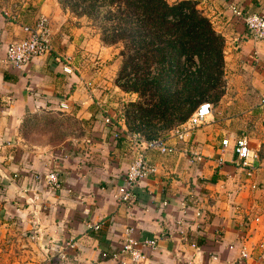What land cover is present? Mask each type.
I'll return each instance as SVG.
<instances>
[{"label":"crops","instance_id":"obj_1","mask_svg":"<svg viewBox=\"0 0 264 264\" xmlns=\"http://www.w3.org/2000/svg\"><path fill=\"white\" fill-rule=\"evenodd\" d=\"M188 1L224 37L222 98L208 122L180 143L182 148L199 145L204 160L190 164L184 152L149 151L158 172L133 187L130 202L114 197L140 151L129 124L115 120L102 105L98 97L103 99L105 91L98 93L64 70L67 63L56 36L47 54L22 68L8 63L7 45L23 37V24L39 14L28 22L22 13L15 19L0 9V264L45 263L64 247L66 264H123L101 253L120 250L127 226L140 239L158 240L156 250L145 249L146 264H229L241 244L255 257L264 252V40L248 36L244 19L230 8L263 12L264 0ZM42 113L58 115L65 123L30 131ZM106 116L115 125L107 124ZM238 137H246L259 153L252 176L238 163ZM226 138L229 143L223 146ZM52 171L61 188L48 185L45 178ZM185 197L190 198L191 230L197 207L207 215L199 253L178 232ZM232 242L238 245L234 250L228 248Z\"/></svg>","mask_w":264,"mask_h":264},{"label":"rangeland","instance_id":"obj_2","mask_svg":"<svg viewBox=\"0 0 264 264\" xmlns=\"http://www.w3.org/2000/svg\"><path fill=\"white\" fill-rule=\"evenodd\" d=\"M88 4L90 1L85 3ZM81 7L84 4L78 5V0H0V9L6 16L18 19L22 13L28 22L35 13L50 17L52 39L56 36L60 41L62 60L70 68L69 73L85 86L106 92L103 99H98L104 107L110 108L115 120L125 121L131 131L139 130L147 136L169 135L180 124L177 118L181 110L167 111L166 118L156 114L159 105L165 108L168 103L164 105L155 90L159 89V93L163 92L168 98L174 95L176 99L181 95L182 80L168 76L170 63L167 59L161 62L162 58H147L149 54L138 52L130 39L114 41L119 35L112 32L116 23L109 7L98 6L89 15L81 13ZM180 63L187 73L199 66V58H181ZM161 69L163 74H159ZM158 75L163 77L159 88L146 91L142 79L150 81ZM223 85L224 77L212 86H204V101H210L214 109L222 98ZM64 121L58 115L42 113L34 117L29 130L49 131Z\"/></svg>","mask_w":264,"mask_h":264},{"label":"built area","instance_id":"obj_3","mask_svg":"<svg viewBox=\"0 0 264 264\" xmlns=\"http://www.w3.org/2000/svg\"><path fill=\"white\" fill-rule=\"evenodd\" d=\"M234 15L244 19L247 29V35L251 38L263 41L264 40V11L255 13H245L240 7L231 5ZM24 36L12 41L6 48V61L16 68H22L28 64L34 57L43 56L50 52V41L52 37V27L50 17L46 14H40L32 23L23 24ZM66 72H70V68L64 67ZM63 109L68 108L67 103L61 102ZM214 107L210 101L201 102L197 108L192 112L189 118L174 127L171 133L166 136H152L144 137L141 133L132 131L131 135L140 146V151L136 158L128 166L123 174L124 182L117 187L114 197L120 202H130L134 194L133 187L143 178L153 177L158 172V165L148 157V152L151 150L157 151L163 155L174 154L176 152H184L187 155L190 164L201 163L204 160V154L199 145H190L187 148H182L180 143L186 140L187 135L195 128L205 124L213 116ZM104 121L107 124L115 125L113 120L106 116ZM118 128V126H116ZM116 136L119 137V128L116 131ZM172 139L175 142H172ZM229 139H223V146H227ZM236 154L238 163L243 167L248 176H252L259 160L258 151L252 149L246 137H238L235 140ZM48 185L54 189L61 188L56 171L49 172L46 175ZM256 188L255 184H252ZM190 198L185 197L181 203L183 205L184 218L179 219L180 229L178 230L183 242H186L194 251L200 252L202 243L201 238L206 237V221L207 215L203 208L197 207L194 211V216L197 219L196 228L191 230L192 221L188 219L190 215L188 210V201ZM264 217V216H263ZM257 221L260 218H256ZM98 228L99 225H94ZM68 247H74L73 244L67 243ZM237 243L228 244L230 250L237 248ZM158 247V240L153 238L140 239L135 235V228L127 226L124 230V237L120 250L109 253L102 252V258L120 260L123 264H146L148 254L145 249L156 250ZM264 249V244H261ZM238 256L229 264H259L260 260L264 259V252L257 257L253 256L249 249L241 244L238 248ZM213 259L217 256L213 255ZM68 259L67 248H60L56 254L49 257L45 263L40 264H66ZM249 260H251L250 263ZM76 264H85L83 261H77ZM149 264V263H148ZM187 264H194L193 261Z\"/></svg>","mask_w":264,"mask_h":264},{"label":"trees","instance_id":"obj_4","mask_svg":"<svg viewBox=\"0 0 264 264\" xmlns=\"http://www.w3.org/2000/svg\"><path fill=\"white\" fill-rule=\"evenodd\" d=\"M87 1L90 4L86 6ZM82 4L84 7H81V13L88 15L98 6L111 9L113 13L110 12V16L116 23L112 32L119 35L114 41L130 39L138 52L149 54L147 58H162L161 62L168 60V76L181 79L182 90L176 99L174 95L168 98L163 92L159 93V89L155 90L162 98V103H168L167 108L159 105L157 109L156 114L163 118H166L169 110H181L177 120L180 124L185 122L204 101V86H212L223 77L224 37L191 1L170 3L167 0H78V5ZM142 56L146 58L145 54ZM194 57L199 58V66L186 73L180 59ZM159 74H163L162 69ZM162 79L161 75L150 81L144 77V89L149 91L153 87L159 88ZM177 102L179 106H176ZM136 132L141 133L139 130ZM141 134L146 138L152 137Z\"/></svg>","mask_w":264,"mask_h":264}]
</instances>
